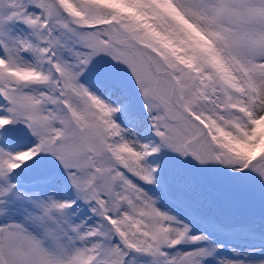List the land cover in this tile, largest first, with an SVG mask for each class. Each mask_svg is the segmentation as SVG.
Masks as SVG:
<instances>
[{
    "label": "snow or ice",
    "instance_id": "obj_1",
    "mask_svg": "<svg viewBox=\"0 0 264 264\" xmlns=\"http://www.w3.org/2000/svg\"><path fill=\"white\" fill-rule=\"evenodd\" d=\"M0 264H264V0H0Z\"/></svg>",
    "mask_w": 264,
    "mask_h": 264
},
{
    "label": "rangeland",
    "instance_id": "obj_2",
    "mask_svg": "<svg viewBox=\"0 0 264 264\" xmlns=\"http://www.w3.org/2000/svg\"><path fill=\"white\" fill-rule=\"evenodd\" d=\"M167 164L173 172L177 170H186L193 173L197 172L195 166L190 161L171 158L169 161H167ZM227 211H229L234 218H242L255 211V207L252 202L248 200H242L231 209H227Z\"/></svg>",
    "mask_w": 264,
    "mask_h": 264
},
{
    "label": "bare ground",
    "instance_id": "obj_3",
    "mask_svg": "<svg viewBox=\"0 0 264 264\" xmlns=\"http://www.w3.org/2000/svg\"><path fill=\"white\" fill-rule=\"evenodd\" d=\"M192 163V162H191ZM194 166H195V168H196V165L194 164V163H192Z\"/></svg>",
    "mask_w": 264,
    "mask_h": 264
},
{
    "label": "water",
    "instance_id": "obj_4",
    "mask_svg": "<svg viewBox=\"0 0 264 264\" xmlns=\"http://www.w3.org/2000/svg\"><path fill=\"white\" fill-rule=\"evenodd\" d=\"M198 170V169H197ZM199 171V170H198Z\"/></svg>",
    "mask_w": 264,
    "mask_h": 264
}]
</instances>
